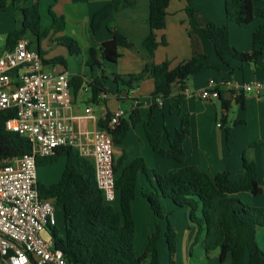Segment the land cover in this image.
Masks as SVG:
<instances>
[{
    "label": "crops",
    "instance_id": "1",
    "mask_svg": "<svg viewBox=\"0 0 264 264\" xmlns=\"http://www.w3.org/2000/svg\"><path fill=\"white\" fill-rule=\"evenodd\" d=\"M112 1L114 0H40L39 2L43 17V30L49 29L53 24L50 11L58 18H64L65 28L61 33L50 32L41 42L33 36L37 49L41 51L49 65L57 66L59 71H69L73 78L77 75L83 76L82 88L78 92L75 91V86L72 88L73 107L66 112V116H81L87 107H92L99 123L108 114L122 109L125 112L124 120L130 125V129L122 141H114L115 159L125 157L123 166L143 159L149 169L155 170L161 175H165L173 169L197 166L212 179L223 172H230L234 179H239L243 175V158L246 157L257 164L258 180L263 193L259 196L240 193L236 197L248 205L264 207V147L256 146L258 143L264 142V94H247L243 95L241 101L240 99L236 100L230 85V83L243 85L253 80L264 79V46L263 54L259 59L260 66L253 63L242 64L230 57L221 60L214 44L207 38L203 29L209 22L220 26L227 23L226 0H171L167 9L166 26L155 33L157 42L160 43L166 39L167 46H160L155 54L151 55L143 45L151 34L150 0H122L120 9L103 24L95 36L91 35L89 27L93 16ZM254 4L257 8H264V0H255ZM12 6V4L9 5L7 12L1 13L0 18L2 19L4 15V22H9V17L12 20L13 18L17 19L20 22L17 29L19 30L22 26L23 15L21 12L12 13L9 11ZM188 6L195 9L194 18L189 16ZM46 19L47 26L44 25ZM261 25H264V18L259 17L249 25L240 26L230 23L231 45L240 52H251L254 48V32ZM109 26L113 32L121 33L130 40L136 50L120 48L121 57L116 63L102 59L101 67L90 68L87 66L88 51L91 48L100 49L105 42L113 38ZM10 33L7 32L8 35ZM64 36L74 39L81 47L82 52L77 56L79 59L77 65H69V58L72 59L75 56H72L66 47L57 42ZM46 41L49 43L44 45L43 43ZM55 47L60 50L50 54L49 51ZM197 54L207 55L209 67L189 80L186 89L187 108L182 114L170 111L171 100L153 97L155 87L152 79L145 80L135 90L129 91L114 84L111 78L106 77L104 86L109 91L108 96L99 98L96 103L92 101V93L85 90L87 81L100 78L102 72L108 76L111 74L139 75L147 69L149 62L161 64L165 61H171L174 69L180 64L190 61ZM56 57L64 58L67 65L51 63ZM71 63L76 64L74 61ZM212 80L221 85L222 99H201L198 93L205 89ZM176 92L177 90L174 89L173 95ZM160 100L162 104H160ZM135 102L139 104L137 108L134 106ZM136 110L141 122L133 126L131 115ZM184 114L190 117L191 134L183 145L186 159L183 163H179L153 151L147 139L144 124L149 121L150 117L152 118L154 129L162 133V147L169 150L175 139L176 131L181 126ZM73 124L83 129L92 130L93 128L92 123L88 121H73ZM65 166L66 159L61 158L55 164L39 167V183L45 185L58 183L64 173ZM152 192H154V188L151 182L144 173H140L137 182V198L133 202V215L137 229L135 253L138 257L144 253L149 238L155 233L157 225H160L162 236L159 243V258L164 262L168 256V244L165 238L167 219L159 220L152 211L149 202L142 197L143 193L150 194ZM258 198H262L263 202L256 203ZM55 205L58 223L63 232L65 228L63 206L56 202ZM162 205L165 211L177 212V214L181 212L184 215L183 222L177 220L172 223L178 248L175 264L226 263L229 257L224 263H221L219 258L220 250L216 246L218 228L215 223L211 225L212 231L208 235L207 224L203 222L204 230L197 241L199 227L198 224L190 220V209L180 208L170 199H162ZM114 208L120 212V202L116 203ZM200 214L203 217L202 209H200ZM257 236L264 240V229H260ZM43 237L53 238L51 229L43 233ZM198 248L205 252L199 251ZM207 249L210 251L208 252ZM209 254L213 255V258H208ZM196 255L198 261L194 260ZM248 259L247 254L244 264L248 263ZM232 262L231 260L229 264ZM0 264H4V262L0 261Z\"/></svg>",
    "mask_w": 264,
    "mask_h": 264
},
{
    "label": "trees",
    "instance_id": "2",
    "mask_svg": "<svg viewBox=\"0 0 264 264\" xmlns=\"http://www.w3.org/2000/svg\"><path fill=\"white\" fill-rule=\"evenodd\" d=\"M39 2L40 0H0V14L12 4L15 10L23 15L21 28L7 36V49L14 47L28 33L41 42L50 32L55 34L64 31V18H58L51 11L53 24L49 29L43 30ZM254 2L255 0H226L227 23L220 26L209 22L204 27L203 32L214 44L221 60L230 57L242 64L253 63L260 66L259 59L263 54L264 46V25L259 26L254 32V48L251 52L238 51L231 45L230 39V23L243 26L251 24L255 18H264V8H257ZM170 3L171 0H150L151 34L143 45L151 55H154L160 46H167L166 39L160 43L157 42L155 33L165 28ZM121 6L122 0H114L99 10L90 23L91 35L95 36ZM187 12L191 18L195 17V9L188 6ZM108 28L112 31L110 26ZM112 34L113 38L105 42L100 49L91 48L88 51V67H101L102 59L116 63L121 57L120 48L136 50L135 45L123 34L113 31ZM57 42L66 47L72 56H79L82 52L78 42L72 38L64 36ZM39 52L41 54L40 50ZM51 63L67 65L62 57L54 58ZM208 67L207 55L197 54L190 61L174 69L171 61H165L161 64L149 62L147 69L139 75L111 74L108 76L102 72L101 77L94 79L90 84L92 101L96 103L103 93H109L104 86L106 77L129 91L135 90L145 80L152 79L155 87L153 97L171 100L170 111L182 114L187 108L186 89L189 80ZM82 85L83 76H75L73 78L75 91L78 92ZM174 89L177 92L173 95ZM220 98L222 99V93ZM16 114L15 109L0 112V163L32 154L30 141L6 128V122L14 119ZM131 116L133 126L141 122L137 110L133 111ZM110 119L111 114H108L99 122V128H106ZM144 128L155 153L179 163L185 161L183 145L191 134L189 115H183L181 126L177 129L169 150L162 147V133L154 129L151 117L145 122ZM129 129L130 125L123 119L113 132L114 141H122ZM256 146L264 147V142ZM61 158L66 159V166L60 181L53 185L38 183V190L41 198L54 200L63 206L65 228L63 232L59 229V225L51 228V235L55 248L63 252L70 264H160L159 243L162 236L160 225H157L155 233L149 238L144 253L139 257L135 253L137 229L133 215V202L137 198V182L140 173L147 176L154 188V192L143 193L142 197L149 202L159 220L167 219L165 238L173 264H175L177 253V237L169 220L172 211L164 210L162 199H170L176 206L190 209V220L199 227L197 241L204 230L203 222L207 224L208 235L212 231L211 225L216 224L218 228L216 246L220 250L221 263L231 256L232 264H244L245 256L248 254L247 264H264V251L257 243L258 231L264 229V207L248 205L236 197L240 193H250L253 196L263 193L258 180L257 164L246 157L243 158V175L239 179H234L230 172L220 173L212 179L197 166L177 168L161 175L149 169L143 159L135 160L127 166H123L125 157L115 159L118 190L116 203L121 204L120 212L114 208L116 203L114 205L106 203L102 191L97 186L93 162L81 157L77 150L60 148L51 157L38 158L37 165L43 167L55 164ZM198 209H202V219L197 216ZM207 251L209 252L210 249Z\"/></svg>",
    "mask_w": 264,
    "mask_h": 264
},
{
    "label": "built area",
    "instance_id": "3",
    "mask_svg": "<svg viewBox=\"0 0 264 264\" xmlns=\"http://www.w3.org/2000/svg\"><path fill=\"white\" fill-rule=\"evenodd\" d=\"M31 37L27 34L7 49L0 35V112L16 110V117L6 122V128L27 138L32 146L30 156L0 163V261L70 264L55 248L54 239L43 237L59 223L55 202L39 195L37 159L51 157L63 147L77 150L93 162L97 186L106 203L114 205L118 190L113 132L125 112L118 109L112 113L103 129L92 107L81 116H66L73 107V76L49 65ZM92 82L87 81L86 91L91 92ZM230 85L236 100L247 94H264V79ZM220 86L212 80L198 95L204 100H217L222 93ZM107 96L103 93L100 98ZM134 106L137 108L138 102ZM73 121L91 122L93 128H79Z\"/></svg>",
    "mask_w": 264,
    "mask_h": 264
},
{
    "label": "rangeland",
    "instance_id": "4",
    "mask_svg": "<svg viewBox=\"0 0 264 264\" xmlns=\"http://www.w3.org/2000/svg\"><path fill=\"white\" fill-rule=\"evenodd\" d=\"M9 11H11L12 13H17V11L15 10V8L13 6H12L11 10H9ZM3 19H4V15H3V18L2 19L0 18V35L2 36L3 40L5 41L6 40L5 38L8 35L7 32L10 33L11 31L13 32V31L17 30L19 28V26H20V22L17 21V19H14V18L12 20V18H10V17H9V19H10L9 22L8 21H5L4 22ZM47 22L48 21L46 19V21L44 23L45 26H47ZM32 40H34V38H32ZM48 43H49V41H46L43 44L45 45V44H48ZM58 50H60V49L58 47H55L53 50L49 51V53L50 54H54ZM72 61H74L76 64L71 63ZM68 63H69V65H77L79 63V59L77 58V56H75L72 59L69 58ZM38 169H39V167H38ZM260 202H263V199L262 198H258L256 200V203H260ZM197 216H198L199 219L202 218L201 217V214H200V209H198V211H197ZM169 220H170L171 224L174 223V222H177V220L183 222L184 221V215L181 212L180 213L178 212V214H177V212H173L169 216ZM59 229L61 230V227L60 226H59ZM257 243H258L259 247L264 251V240H262L259 236H257ZM198 249H199V251L205 252V250H202L201 248H198ZM168 250L169 249H167V253H168L167 258L164 260V262H163V259L160 258V264H173V262L171 261L170 254H169ZM177 251H178V248H177ZM200 255H202V254H200ZM203 256H205V254H203ZM208 258H213V255H210L209 254ZM194 260L195 261H198L199 260L198 257H197V255H196V258ZM231 260H232V258H231V256H229V259L226 261L225 264H229L231 262Z\"/></svg>",
    "mask_w": 264,
    "mask_h": 264
}]
</instances>
